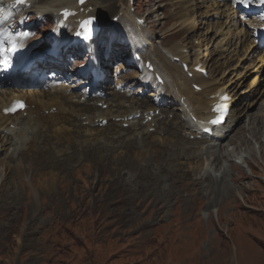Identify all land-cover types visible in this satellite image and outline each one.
Masks as SVG:
<instances>
[{"label": "rangeland", "instance_id": "1", "mask_svg": "<svg viewBox=\"0 0 264 264\" xmlns=\"http://www.w3.org/2000/svg\"><path fill=\"white\" fill-rule=\"evenodd\" d=\"M99 2L106 19L94 44L95 60L107 71L106 87L113 93L106 91L102 99L94 91L88 48L69 49L76 55H66L71 62L49 70L42 93L33 95L48 108L44 119L18 145L23 152L0 155V264H264V149L253 155L251 169L229 161L232 179L211 180L214 174L205 167L211 140L190 135L188 117L176 104L153 101L150 93L157 90L144 91V81L156 86L154 76L143 79L138 72L145 61L157 71L165 63L180 70L184 60L173 53L181 48L190 66L198 59L211 78L226 79L236 110L254 105L251 114L261 116L264 62L258 56L264 44L251 53L255 30L246 28L262 14L255 0ZM110 2L115 4L107 11ZM127 12L145 20L151 12L142 30L152 43L148 51L129 48L132 40L143 41L133 22L128 33L121 30L127 26L110 29L114 17L120 21ZM234 22L244 24L242 32ZM35 30L45 34L44 28ZM43 40L32 56L49 45ZM113 100L125 106L114 111ZM130 101L140 113L158 108L153 123L142 116L123 122ZM243 119L230 125L228 137L241 142L238 152L252 141L251 133L258 132V139L264 134V120ZM255 144L260 146L253 139ZM220 164L213 163L215 171Z\"/></svg>", "mask_w": 264, "mask_h": 264}, {"label": "bare ground", "instance_id": "2", "mask_svg": "<svg viewBox=\"0 0 264 264\" xmlns=\"http://www.w3.org/2000/svg\"><path fill=\"white\" fill-rule=\"evenodd\" d=\"M5 1L8 3V9L12 10L14 3H15V0H5ZM26 1L30 2V3L33 2L32 7L37 12H41L42 14H46V15H48V14L52 15V16L54 15L55 17H57L59 19V20H57V26L61 24L60 22L63 23L62 31H59V32L56 31L57 33H54V34L51 33V35H53V37L59 42V45H60L59 48L61 47V42L58 39V36L63 40V42H64V38H66L67 34L70 36L71 40L76 39L79 36L78 35V33H80L79 25L83 19H86L88 17L93 16L98 20L99 27L104 26V23L101 20L106 19V17H104L106 15V12L103 11V8L101 6L102 3H100V2L95 3L96 0H88L86 2V4L81 5V6L78 4V0H76L75 3L73 0H49V1L48 0H26ZM114 4H115L114 2H110V3L106 4L105 9H107V11H112ZM253 6H255L256 8L259 9V10H257L258 11L257 13H262V12L264 13L263 3L261 1L255 0V3ZM207 7L209 8V6H207ZM61 10H69L71 12L75 11L76 14L69 16L68 19H63V14L60 13ZM20 12H21V10H20ZM229 14H230L229 15V17H230L231 12ZM126 15L127 16L121 17L120 21L118 19V21L116 22V25H114L112 22L110 29H112V26H114V27L127 26V29L121 28V30L123 32L128 33L129 30H132V27L131 26L128 27V25L133 22L135 28L138 31V34L142 35L143 41L139 42V41L132 40L129 43L130 44L129 48L136 49L138 47L140 50L148 51L150 46L152 45V43L150 44V42L146 39V37L144 36V34L142 32L143 28L145 27V23L143 25L138 24L137 16L131 14L130 12H127ZM261 16H263V15L259 14L255 20H253L251 22L248 21L247 25H246L247 29L250 28V29L255 30V31H251V33L256 36V39L251 43L252 44L251 46H248V49L251 53L254 50H257L259 48V45H260V41L258 40L259 39V32H260V27L264 24V22H262L263 17H261ZM150 17H151V12H148L146 14V18H150ZM63 20H66L65 23ZM183 23H182V25H183ZM72 24H74L75 27L72 31H70V25H72ZM232 26L234 27V30H240L241 31L242 27H244V24L234 22ZM243 33L250 34L249 31L248 32L243 31ZM26 34H30V32L28 31L27 33H25V35ZM132 35L134 36L135 34H132ZM41 39L42 40L44 39V41H45L47 39H50V37L45 35V36H42ZM23 45H24V49L26 51V45L24 42H23ZM49 47H51V46H49ZM180 49L181 48L175 49L173 55L181 56L182 60H184L183 62L185 63L188 60V58H187V56L183 55V52ZM221 49H224L223 44L220 46V50ZM90 50H91V59L92 60H91V63L89 65L90 66L89 68H91V70L93 72L97 69L102 71L101 68L98 66V61L95 60V56H96L95 46H91ZM64 55H65L64 52L58 51L57 58L64 56ZM48 57H52V56L48 55ZM258 58L260 59L261 62H264V54L261 56H258ZM20 62L21 61H16L17 64H20ZM199 62L200 61L198 59H196L195 64H192L191 67H190V65H188L189 66L188 74L193 73L192 78H190L188 76V74L185 72L186 69L184 70V67L182 65H180V68H181L180 69L181 71H180L179 69H176L178 66H176L175 63L162 64L161 68L158 71H162V75L164 76V77H162L163 81H164L163 85L158 84L156 81V79H158L156 77L157 75L161 77V75L157 73L158 67H155L153 71H148L146 69L145 75L146 76H154V78H156L155 81H156L157 86L155 87V89L157 91H153L150 94V96H153V101L154 100L155 101H166L167 105H169V106L176 104L177 106L175 108L177 110H181L183 112V114L188 117L185 120V124L190 126V128H191L190 135L192 134L194 136H197L198 134H200L199 130H201L203 123L205 121H208L214 115L212 113V107H213V104L216 101H218L219 96L214 97L213 95L218 94L222 90L230 95V102L232 103L231 112H230L229 118L226 119L221 130H218L215 133V135H213V136L202 134V137H205V138H208L209 140H211V142H209V144L207 145V147L205 149V151L209 154V161L207 162L205 167L208 168V171L210 172L211 176H213V174H214L213 177H215V178L214 179L211 178V180H213L215 182H219L220 180L223 181L227 176L230 177V179H232V177H233V173L231 172V169H233V165L230 164L229 161H234L236 164H238L242 167H244L245 163H247L249 166V163L252 160V157L254 154H256V156H258L257 154H259V153L262 154V151H260V150L262 148L264 149V140L262 139V138H264V134L262 135V137L260 139H258V136H259L258 132L251 133V137L253 139H256L258 141V143L260 144V146L257 147L256 144L253 146L252 145L253 139H251L249 137L247 141L249 142L250 139L252 141L249 143L246 142L248 145H247V147H245L243 149L244 150L243 152H238V147H241V142L235 141V143H234L233 139L230 141V138L228 139V137H229V132L231 131L230 130L231 124L239 123L245 116H247V117L245 119H243V120H245L244 124H247V118L249 116H250V120L248 119V121H251L253 119L252 123H254V121L257 120L258 118H259L258 119L259 121H263L264 120V111L262 112L261 116H259L260 113L257 114L258 116L256 114H254V115L251 114L252 107L254 105H248L246 107L245 111L236 110L234 108V104L236 101H235V97H233V95L231 94V91H230L231 89L229 88L230 84H228V82L224 78L214 79V78H211L210 75L206 76V75H204L198 71H195L194 68ZM56 64H57V59H55L54 66H57ZM61 66H66V65L63 64ZM42 72H44V71H42ZM36 74H37L36 77H38V75L40 73H36ZM46 74H48V73H46ZM137 76L138 75H135L134 78H137ZM146 76H143L142 78L144 79ZM13 81H14V79L9 80L7 75L0 77V89H1L0 90V119H1V123H0V155L5 151L11 150L9 152V154H6L8 157H11V158H13L15 156V153L18 150V145L22 146L24 141L27 138H29V136H33L35 134L36 126L38 125V123L41 120L44 119L45 112H46V110H48V108L42 102H40L38 99H36L33 96L36 93H42V91H37V89H19L17 91L16 90H4L3 89V87H5L6 84H8V82L12 83ZM93 82H95L94 79L92 80L91 83H93ZM256 82L257 81H256V75H255L254 78L251 80V86L253 87ZM146 83H147V81H146ZM194 85L200 86V89H195ZM162 88H163V91L165 90V92H166L164 96H161V93H160ZM112 89L113 88H108V93H113ZM144 91H147V89ZM83 92H85V91H83ZM16 98L26 99L28 107L26 108L25 112L17 113L15 116L5 115L3 113V108ZM129 104H130L129 110L131 112H129L127 115H125L123 117V119L125 117H128L129 115L138 113V112H136L137 109L133 108L135 105L134 101H130ZM111 105L115 107L114 111H116L119 107H121V105L125 106V104L123 102H116V100H113ZM261 105L264 106V99L262 100ZM50 109L51 108H49V110ZM152 110L154 111L155 108H153V109L149 108V109H147V111H144L145 114H143V117L144 118L150 117ZM248 111H249V114H247ZM25 113L27 114L26 118L24 117ZM107 113H110V111H107ZM19 115H21V116H19ZM154 118L152 117V119H154ZM152 119H151V122L153 123L154 120H152ZM50 120H52V119H50ZM190 120H192V121H190ZM57 121H59V119L51 121L52 125L57 124ZM126 122H129V121L127 120ZM152 123H150L148 125V127H150ZM63 125H64V123H63ZM219 132H222V133L219 134ZM35 137H37V136H34V138ZM182 142H184V140ZM202 147H203V145H202ZM182 149H184V148H182ZM24 150L25 149H23V148L18 150L17 154L23 152ZM235 151L237 152V156H239V157H235L236 156V155H234ZM200 152H201V150H200ZM196 155H198V154H196ZM234 157H235V159H234ZM194 158H195V156H194ZM216 161L217 162L221 161L220 169L218 171H215V169L213 167V163ZM227 163L230 164L231 168H228L229 166H227ZM13 167H15V166H13ZM249 168H250V166H249ZM213 211H214V213H216L218 210H217V208H214ZM202 215L204 218L209 217V214L207 213V211L203 212Z\"/></svg>", "mask_w": 264, "mask_h": 264}, {"label": "snow or ice", "instance_id": "3", "mask_svg": "<svg viewBox=\"0 0 264 264\" xmlns=\"http://www.w3.org/2000/svg\"><path fill=\"white\" fill-rule=\"evenodd\" d=\"M18 4H24L25 0H16ZM66 15L68 14L67 12L65 13ZM7 19V17H0V24H3L4 21ZM92 21L87 20L82 22L81 28L84 29L85 36H87L88 33V26L91 25ZM81 33H78L80 35ZM7 42L10 45V48L7 49L8 51H16L18 48L17 42L12 38V34L9 33L6 29L0 28V52H4L5 48L3 47L4 43ZM5 65H7L8 61L7 59H3L2 61ZM22 107V105H19ZM7 110V109H6ZM14 110V109H12ZM219 121L213 120L212 123H217Z\"/></svg>", "mask_w": 264, "mask_h": 264}]
</instances>
